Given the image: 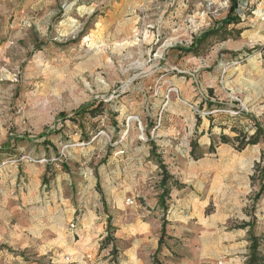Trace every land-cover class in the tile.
Wrapping results in <instances>:
<instances>
[{
    "label": "rangeland",
    "instance_id": "obj_1",
    "mask_svg": "<svg viewBox=\"0 0 264 264\" xmlns=\"http://www.w3.org/2000/svg\"><path fill=\"white\" fill-rule=\"evenodd\" d=\"M234 1L0 0V264H52L18 226L48 233L62 197L92 194L110 216L139 160L142 191L159 199L161 163L201 201L192 229L219 212L264 233V112L229 76L264 60V0H237L227 23ZM259 129L262 148L240 150Z\"/></svg>",
    "mask_w": 264,
    "mask_h": 264
},
{
    "label": "crops",
    "instance_id": "obj_2",
    "mask_svg": "<svg viewBox=\"0 0 264 264\" xmlns=\"http://www.w3.org/2000/svg\"><path fill=\"white\" fill-rule=\"evenodd\" d=\"M229 76L232 79L230 86L243 96L247 104L262 114L264 60H250ZM256 145L258 150L262 148L261 142L253 146ZM132 169L134 176L125 179L119 172L118 188L124 197L119 196L115 204L109 205L110 216L103 214V204L92 194L88 199L82 196L76 201L62 197L60 203L47 211L52 218L48 233L45 226L42 228L43 221L37 218L36 221L31 220L29 225L18 226L22 229L21 234L25 237H38L39 243L36 246L39 254L51 255L49 258L52 264L247 263L250 247L248 228H229L226 226L230 220L229 215L215 212L210 216L199 215L198 230L192 229L188 213L191 205L201 201L182 195L183 190L177 191L175 204L169 206L166 214H163L165 219L161 220L158 194L154 193L153 196V192L146 189L142 191L146 182L141 171L142 161L139 160V166L134 164ZM129 192L132 194L126 196ZM130 197L141 200L138 203L136 199L133 205H128L126 199ZM207 202L203 201V207H206ZM74 220L76 228L68 229ZM36 222L40 229L32 226ZM109 225L113 227L112 234L108 231ZM109 237L113 241L105 246L104 242ZM29 246V241L21 244L23 249Z\"/></svg>",
    "mask_w": 264,
    "mask_h": 264
},
{
    "label": "trees",
    "instance_id": "obj_3",
    "mask_svg": "<svg viewBox=\"0 0 264 264\" xmlns=\"http://www.w3.org/2000/svg\"><path fill=\"white\" fill-rule=\"evenodd\" d=\"M233 6L231 7L230 14L228 15L227 23L236 22L238 23L240 19L233 15V12L235 8L238 7L237 0L233 2ZM86 112V108L82 111V113ZM92 114L96 115L98 113V107H95L94 109H91ZM262 130L259 129L258 132L247 139L246 135L243 134V131L241 130L242 138H238L237 140L240 141V150L245 148L247 145H255L258 144L262 140ZM152 149L151 154L152 156H157L156 154V147H154V143H152ZM211 150H214L213 145L210 147ZM161 167V175L162 179L160 182V188L162 190V193L159 196V205L164 211H168L169 205L167 204V200L170 197L171 191L173 189L182 190L185 185L180 183L178 180H174L173 177L168 173V170L165 165L160 163ZM264 174V167L262 169V176ZM262 192H264V187H262ZM256 227V219L250 220L249 222H243L241 225L238 226V228L245 229L248 228V237L250 241V247H249V254L246 264H264V233L257 235L255 232ZM108 231L110 234L113 232V227L111 225L108 226ZM165 230L163 229V232ZM110 241H113L111 237L107 238L104 242V245L106 246ZM114 251V250H113Z\"/></svg>",
    "mask_w": 264,
    "mask_h": 264
},
{
    "label": "built area",
    "instance_id": "obj_4",
    "mask_svg": "<svg viewBox=\"0 0 264 264\" xmlns=\"http://www.w3.org/2000/svg\"><path fill=\"white\" fill-rule=\"evenodd\" d=\"M126 202H127V204L128 205H133L135 202H136V197L134 198H128L127 200H126ZM74 226L72 225V228H73Z\"/></svg>",
    "mask_w": 264,
    "mask_h": 264
}]
</instances>
